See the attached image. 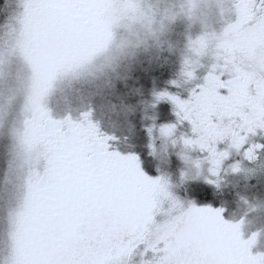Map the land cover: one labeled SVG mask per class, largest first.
I'll return each mask as SVG.
<instances>
[{
    "label": "snow or ice",
    "instance_id": "6c2138e0",
    "mask_svg": "<svg viewBox=\"0 0 264 264\" xmlns=\"http://www.w3.org/2000/svg\"><path fill=\"white\" fill-rule=\"evenodd\" d=\"M18 3L22 11L0 31V264H132L134 256L151 264L143 259L150 251L162 253L155 264H264L239 223L226 222L220 210L185 207L136 156L110 152V138L88 113L80 122L50 115L53 82L90 59L103 38L106 26L94 16L100 0ZM225 32L239 33L222 48L238 52L243 65L227 75L208 71L186 100L156 97L175 106L178 124L190 125L192 135L180 143L207 154L212 176L229 154L218 144L247 160L262 147L248 138L264 133V0H237ZM159 132L172 137L175 125ZM157 213L165 219L146 235Z\"/></svg>",
    "mask_w": 264,
    "mask_h": 264
},
{
    "label": "trees",
    "instance_id": "16d2710c",
    "mask_svg": "<svg viewBox=\"0 0 264 264\" xmlns=\"http://www.w3.org/2000/svg\"><path fill=\"white\" fill-rule=\"evenodd\" d=\"M21 11L18 0H0V31L10 28ZM179 71L171 74L166 69L151 73L148 68L125 62L115 75L96 79L72 75L60 77L53 82L45 101L53 119L67 117L80 122L82 114L88 113L98 133L110 138L107 140L110 152L136 156L141 170L150 178L166 179L171 185V194L184 206L191 203L196 207L223 210L222 217L227 222L238 221L249 210L247 231H260L258 246L264 252V223L255 218L256 209L250 210L255 203L250 201L245 205L242 192L232 188L236 184L242 186L246 181L241 176L227 174L230 167L241 160L239 154L232 150L228 152L230 157L221 165L225 180L223 178L222 183L214 185L208 182L206 153H189L192 160L203 162L198 172L189 169L187 162L181 159V145H172L169 139L159 134L162 126L176 125L177 118L174 105L156 97L161 93H177L185 97L190 86L188 83H179V87L172 85L173 81L180 79ZM188 127L183 124L180 130L191 136ZM222 149H226L224 143L218 148ZM182 172H187L188 178L182 180ZM154 219L159 223L165 217L161 214ZM139 259L134 256L132 264H138Z\"/></svg>",
    "mask_w": 264,
    "mask_h": 264
},
{
    "label": "clouds",
    "instance_id": "9594fccd",
    "mask_svg": "<svg viewBox=\"0 0 264 264\" xmlns=\"http://www.w3.org/2000/svg\"><path fill=\"white\" fill-rule=\"evenodd\" d=\"M236 4L237 0H100L94 16L96 23L106 26V30L96 44L95 54L74 71L60 75L56 80L68 75L93 79L115 75L121 64L132 61L142 52L164 46L167 43L164 38L177 22L185 26L180 81L187 83L194 80L196 73L205 67L206 73L218 70L221 75L230 74L244 63L238 52H226L222 48L225 43L235 44L239 36V33L225 32L234 22ZM256 20L259 22L260 17ZM226 60L228 63H225ZM232 60L237 63H231ZM188 71L192 72L193 79L185 75ZM177 83L173 81L174 85ZM194 151L181 145L182 155L188 157V168L198 172L200 168L196 169L189 157V153ZM181 178H188L187 172H182ZM164 183L166 191L171 194V185L166 179ZM157 223L154 219L146 224L145 234H153Z\"/></svg>",
    "mask_w": 264,
    "mask_h": 264
},
{
    "label": "rangeland",
    "instance_id": "374dc122",
    "mask_svg": "<svg viewBox=\"0 0 264 264\" xmlns=\"http://www.w3.org/2000/svg\"><path fill=\"white\" fill-rule=\"evenodd\" d=\"M195 29L193 30V33H195ZM167 43L162 46L160 49H150L148 52H142L138 54L132 61L131 63H135V66L138 68H148L150 72L158 71V70H166L171 73L175 74L180 70V62H181V53L183 52V46L185 43V26L182 22H177L171 29V31L166 35L164 38ZM169 46L171 47V50H169ZM207 68H203L199 70L196 73V78L194 80H191L187 82L190 86L188 88L187 95L185 97H182L180 94H169V95H174L180 100H186L189 97V93L196 88L197 85L203 83V77L206 74ZM178 85H174L172 82V85L175 87H179L182 81L178 79ZM180 83V84H179ZM45 105L47 107V103L45 101ZM175 107V106H174ZM176 111V109H175ZM50 112V111H49ZM51 115V114H50ZM177 118V116H176ZM188 125L187 122H183L180 124L175 125V133L172 137H167L165 138L162 136L159 132V134L165 138L169 139L170 143L173 145L172 141L176 140V143L182 145L180 143V137L185 136L188 137L186 134H182L180 127L182 125ZM189 130L190 125H189ZM264 133H261L259 130H257L256 135H250L248 138V143L251 145H256L259 144L262 147H260L258 150L255 151V160H247L243 156V152H237L232 149L227 148V142H225L226 149L218 150V151H223L227 150L228 152L232 150L234 153L239 154V157H241V160H239V163H235L234 165H239L240 171L233 172L232 167H230L228 171V175H236L240 176L246 181L245 184L241 185H230L232 186L234 191H241L243 196H244V203L247 205L250 201H253L255 204L251 206L252 208L256 209L255 213V218L259 220L260 222L264 223ZM175 143V144H176ZM222 144H218L217 149L220 148ZM263 149V150H262ZM261 150V151H260ZM229 154L225 160L229 158ZM223 160L222 163L225 161ZM221 163V165H222ZM221 166L220 170L218 171L216 176L210 175L209 171V181H212V184L214 185H219L220 183L223 182V178L225 180V175L222 174L221 171ZM209 169V167H208ZM223 175V177H222ZM157 178V177H156ZM161 178V177H160ZM155 179V178H153ZM163 179V178H162ZM165 180V179H163ZM167 208V202H164L163 208ZM187 207V206H185ZM212 210H220V209H213ZM221 211V210H220ZM253 211V210H252ZM250 213L249 210H247L244 213V217L239 219L236 222H229V223H239L241 225L240 231H241V238L243 240H249L253 236L255 237L254 242L250 248V252L255 255L257 253L259 254H264L263 251L259 250V241H260V231L255 232V233H250L247 231V220H246V215ZM234 214V213H232ZM223 215V210L221 211V218ZM226 221V220H225ZM227 222V221H226ZM162 255V253H152L151 251L146 253L144 258L145 261H150L151 264H155V261L159 258V256Z\"/></svg>",
    "mask_w": 264,
    "mask_h": 264
}]
</instances>
